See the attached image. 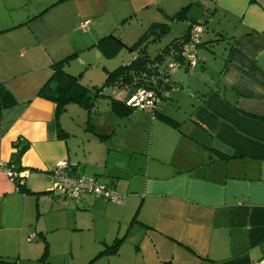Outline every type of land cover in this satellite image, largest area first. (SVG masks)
<instances>
[{
  "label": "crops",
  "instance_id": "crops-1",
  "mask_svg": "<svg viewBox=\"0 0 264 264\" xmlns=\"http://www.w3.org/2000/svg\"><path fill=\"white\" fill-rule=\"evenodd\" d=\"M194 1L0 0V82L16 100L0 115V164L27 171L18 186L0 167V258L13 262L0 264L30 263L32 250L43 244L49 250L50 232L81 238L85 230H98L99 214L106 220L99 250L117 243L113 257L129 251L116 264L264 261V0H211L207 17L220 18L215 36L201 42L217 41L197 48L193 67L210 60L200 49L212 51L222 41L223 51L212 60L218 61L217 81L186 116L170 113L164 96L151 117L141 109L124 117L134 119L130 124L115 118L107 100L104 116H90L95 103L88 109L91 129L79 138L68 112L79 117L83 106L69 103L61 114L38 96L51 64L72 54L65 71L100 86L108 71L130 60L114 65L116 54L106 56L100 39L113 34L125 44L126 35L116 32L127 24L132 33L143 32L137 20L147 9L164 22L187 7L185 31L190 20L198 22L188 16ZM85 19L90 24L82 29ZM111 91L119 98L121 90ZM59 161L122 192L124 204L92 195L76 204L53 195L49 171Z\"/></svg>",
  "mask_w": 264,
  "mask_h": 264
},
{
  "label": "trees",
  "instance_id": "trees-1",
  "mask_svg": "<svg viewBox=\"0 0 264 264\" xmlns=\"http://www.w3.org/2000/svg\"><path fill=\"white\" fill-rule=\"evenodd\" d=\"M186 9L187 7L181 8L171 15L169 19L174 21L186 20ZM190 21L191 23L181 35L172 38L154 56H151L148 53L145 46L146 41L160 40L170 32V25L167 22H153L150 24L138 39L128 47L129 50L135 52L130 60L117 66L115 69L108 71L104 82L100 86L85 85L80 82L78 76L71 75L65 71L64 67L69 62L70 58L74 56L73 54L55 61L51 64L52 73L48 80L40 87L38 96L54 102L58 112L62 111L69 103H77L86 109H90L97 98L104 96L108 97L110 110L117 118L128 117L135 108L126 105V100L135 93L137 89H148L159 99H162L164 98L163 94L165 89L177 86L176 82L172 81L170 78V66L176 64L178 67H183L184 69L190 67L188 62L182 56V51L185 45L191 40V26L194 23H200L194 22V20ZM203 26L205 29V25ZM204 29L202 33L204 32ZM202 33L199 42L196 44V57L197 48L201 44L205 45L217 41L216 39L201 42ZM98 45L103 46L104 54L110 57L124 44L118 36L109 34L104 36L103 39H100ZM111 88L124 91L126 96L124 98H118L105 95L104 91ZM15 104L16 100L12 93L0 82V115L3 110L12 107ZM159 117L175 126L178 123L167 115L161 114ZM16 146L18 145L16 144ZM23 150L24 147H19L20 153ZM117 245V243H114L107 246L95 257L104 253L116 252ZM37 260L38 261L35 263L27 264H52L47 260L44 261L45 259L43 260V257ZM0 263L13 262L0 258Z\"/></svg>",
  "mask_w": 264,
  "mask_h": 264
},
{
  "label": "rangeland",
  "instance_id": "rangeland-1",
  "mask_svg": "<svg viewBox=\"0 0 264 264\" xmlns=\"http://www.w3.org/2000/svg\"><path fill=\"white\" fill-rule=\"evenodd\" d=\"M139 2V1H137ZM153 11L144 10L141 15L138 16V24L144 25L145 30L150 26V23L153 19L157 17L154 11V9H151ZM211 12L214 10L213 8V2L211 0H195L193 5L188 11V16H192L195 18L198 22L205 25L204 32L202 33V38H208V37H214L213 34V27L217 26V20L219 15L215 13L214 17L208 18L207 16L210 15ZM16 11H13L12 13H15ZM208 18V19H206ZM155 21V20H153ZM156 22V21H155ZM167 22L170 25V32L166 34L164 37H162L160 40L157 41H146L145 46L148 51V53L151 56H154L156 53H158L172 38L179 36L181 33L184 32V29L187 26L186 21H180V22H173L169 20H164V23ZM162 23V22H161ZM131 24H136V20L134 19ZM128 24L124 25L122 29H120L116 34L120 35H126L127 39L125 40V44L120 47L115 52V62L114 65H118L120 59H124L127 61V59H130L133 56L134 51L129 50V46L132 45L133 42H135L138 37L142 34V32H133L131 30H128ZM126 29V31H125ZM142 31V30H141ZM132 39V40H130ZM223 44L222 41H218L214 43V45L211 47L212 51H208L207 48L200 49V51L205 52L207 51V54L210 57V60L204 64L201 68L198 64L197 67H189L188 69H184L182 67H173L170 69V77L172 81L176 82V84H179V86L171 87L164 90V96H168V98H165V102L167 106L169 107V112L172 114L178 115V117L186 116L192 109L193 105H195L198 101V98L200 97V94L207 91L209 85L212 86L213 83L217 81V70H218V61L213 62L212 60L216 59V55H219L220 52L223 50ZM202 48V47H201ZM106 94L113 96V92L110 90L106 91ZM117 96L119 98L124 96V93L122 91H119L117 93ZM108 97H99L95 101V109L92 110L93 114L99 113L101 116L102 109L104 106L106 107ZM103 107V108H102ZM136 109V108H135ZM65 110V109H64ZM64 110L60 111L61 114H64ZM81 113L79 114V117L77 114H74L73 111H69L68 119H74L77 120V124H71V130L75 132L77 137H81L85 132L89 131L87 129H91V120L90 116L88 115V109L82 107ZM135 112H138L137 110ZM146 113L145 111H141ZM147 114V113H146ZM151 117V113H148ZM103 115V113H102ZM66 116V115H65ZM104 116V115H103ZM115 116V115H114ZM116 118V116H115ZM126 119V118H122ZM108 120V119H107ZM134 119L130 117L129 119H126V122H130L132 124ZM73 121V120H72ZM137 122V121H136ZM140 125V124H139ZM141 126V125H140ZM140 130H143L140 128ZM136 129V127L132 126ZM138 130L140 136H146L147 132ZM100 217L99 222L97 221L98 230L94 231H83L81 234V238L79 237H71L69 234H67L65 231H53L50 232L49 235L47 234V241L49 244V250H46V244H43L42 248L40 250H32L34 256H36V259L32 260L30 263H35L38 261L37 259L42 258L44 261H48L52 264H116L115 261H122L124 256L129 252L128 250H121V255H117L113 257V254L110 253H104L101 254L99 257H95L97 253H99V249H102V245L99 243L101 240L100 233L102 230L101 227L106 224V220L101 218V215H98ZM99 236V237H97ZM121 233L118 234V238H120ZM117 238V239H118ZM42 239H37L34 242H38ZM80 241V243H79ZM71 243V245H69ZM80 244V246H79ZM95 259L93 262H91V259ZM42 260V259H41ZM91 262V263H90ZM39 263V262H38Z\"/></svg>",
  "mask_w": 264,
  "mask_h": 264
},
{
  "label": "built area",
  "instance_id": "built-area-1",
  "mask_svg": "<svg viewBox=\"0 0 264 264\" xmlns=\"http://www.w3.org/2000/svg\"><path fill=\"white\" fill-rule=\"evenodd\" d=\"M89 24L90 19H85L80 23V27L85 29ZM203 29L204 26L200 23H194L191 26V40L182 51V56L190 67H193L196 63V44L199 42ZM173 67L178 66L173 64L170 69ZM159 100L152 91L139 88L127 98L126 105L136 109L147 110L153 114ZM0 167L7 176L17 182L18 186L24 185L25 177L27 176L26 170H18L13 165L3 163L0 164ZM49 177L51 193L55 196H61L66 201H72L77 204L87 196L92 195L119 205L124 204L125 195L122 192L98 183L95 176L72 173L68 163L65 161L56 162L49 171ZM33 236L34 233L29 234L28 240H31ZM255 264H264V261Z\"/></svg>",
  "mask_w": 264,
  "mask_h": 264
}]
</instances>
